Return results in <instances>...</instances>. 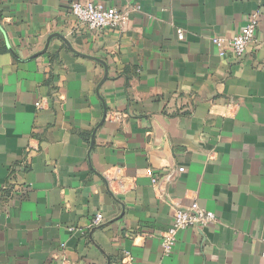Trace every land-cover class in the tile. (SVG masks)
<instances>
[{
  "label": "crops",
  "instance_id": "obj_1",
  "mask_svg": "<svg viewBox=\"0 0 264 264\" xmlns=\"http://www.w3.org/2000/svg\"><path fill=\"white\" fill-rule=\"evenodd\" d=\"M74 1L129 22L88 31ZM0 26V264H264V0H0ZM194 203L217 223L165 257Z\"/></svg>",
  "mask_w": 264,
  "mask_h": 264
},
{
  "label": "built area",
  "instance_id": "obj_2",
  "mask_svg": "<svg viewBox=\"0 0 264 264\" xmlns=\"http://www.w3.org/2000/svg\"><path fill=\"white\" fill-rule=\"evenodd\" d=\"M71 13L77 23L91 32H102L126 26L129 22V12L117 9H109L102 3L74 1ZM261 10H256L247 18V24L242 32L233 39L213 38L212 42L217 47L219 55L226 57L231 54L240 60L247 54L248 47L256 41V35L260 24ZM183 33L179 32V38L183 39ZM39 106V105H38ZM180 172L184 168L179 169ZM217 215L214 212L201 208L197 203L187 208L174 210L171 226L162 236V249L165 257L173 252L178 234L190 228L202 230L217 223ZM104 221L103 214H97L91 222V227H97ZM75 232L76 228H69Z\"/></svg>",
  "mask_w": 264,
  "mask_h": 264
},
{
  "label": "water",
  "instance_id": "obj_3",
  "mask_svg": "<svg viewBox=\"0 0 264 264\" xmlns=\"http://www.w3.org/2000/svg\"><path fill=\"white\" fill-rule=\"evenodd\" d=\"M0 27H1V26H0ZM1 29L3 30L2 27H1ZM4 34H5V33H4ZM5 37H6V40H7L8 38H7V35H6V34H5ZM55 37H60V38H62V36H60V35H58V34H56ZM52 38H54V37H51V38L48 40L47 46H46L45 50H44L42 53H45V52H46V50L48 49L49 44H50V41H51ZM64 41L66 42V44H67L70 48H72V47L70 46V44H69L66 40H64ZM75 53H76V52H75ZM90 58H92V59H94V60L100 62L101 64H103V66H104L105 69H106V74H105V78H104V80L107 79V77H108V68H107L106 63H105L104 61L98 59V58H94V57H90Z\"/></svg>",
  "mask_w": 264,
  "mask_h": 264
}]
</instances>
